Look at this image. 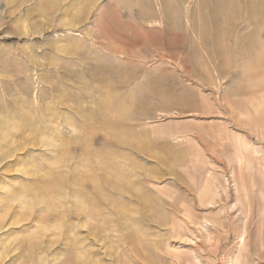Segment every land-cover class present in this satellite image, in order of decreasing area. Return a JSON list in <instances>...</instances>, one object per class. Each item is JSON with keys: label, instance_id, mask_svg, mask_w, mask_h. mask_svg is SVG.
<instances>
[{"label": "rangeland", "instance_id": "1", "mask_svg": "<svg viewBox=\"0 0 264 264\" xmlns=\"http://www.w3.org/2000/svg\"><path fill=\"white\" fill-rule=\"evenodd\" d=\"M0 264H264V0H0Z\"/></svg>", "mask_w": 264, "mask_h": 264}]
</instances>
